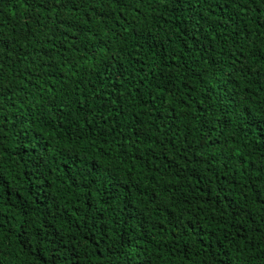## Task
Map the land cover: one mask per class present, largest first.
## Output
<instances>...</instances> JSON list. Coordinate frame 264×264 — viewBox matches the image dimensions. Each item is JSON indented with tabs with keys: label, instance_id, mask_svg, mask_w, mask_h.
<instances>
[{
	"label": "trees",
	"instance_id": "1",
	"mask_svg": "<svg viewBox=\"0 0 264 264\" xmlns=\"http://www.w3.org/2000/svg\"><path fill=\"white\" fill-rule=\"evenodd\" d=\"M41 2L0 0V264H264V0Z\"/></svg>",
	"mask_w": 264,
	"mask_h": 264
},
{
	"label": "snow or ice",
	"instance_id": "2",
	"mask_svg": "<svg viewBox=\"0 0 264 264\" xmlns=\"http://www.w3.org/2000/svg\"><path fill=\"white\" fill-rule=\"evenodd\" d=\"M197 2H201V0H197ZM63 2L62 0H42L40 7L42 8H62ZM79 30V29H77ZM232 115H236V112L234 111L232 113ZM261 120H264V117H261ZM252 126L255 127V123H252ZM261 131L264 132V126L261 127ZM264 138V137H262ZM69 158H71V156L69 155ZM105 170L104 169H100L98 172V175L102 176L104 175ZM5 190V185L0 183V193H2ZM25 216H27V212H25ZM6 219V217L4 218ZM29 224V221L27 219H23L22 220V224H21V230L19 232V235L17 237L18 241L21 242L22 244L26 245L28 248V251L30 253H35L38 250L41 251L42 253L44 252V248H43V244L44 241L40 238L41 234L39 232L36 233H31L29 228L27 227V225ZM39 227V226H38ZM3 228V223L0 222V229ZM49 242L50 239H49ZM55 250V249H53ZM50 259V258H49ZM42 264H49V260L46 259L44 261H42ZM54 264V262H53ZM69 264H71V261L69 262Z\"/></svg>",
	"mask_w": 264,
	"mask_h": 264
}]
</instances>
